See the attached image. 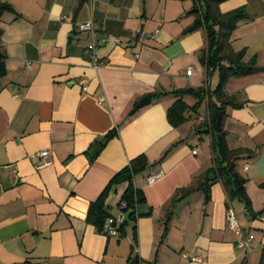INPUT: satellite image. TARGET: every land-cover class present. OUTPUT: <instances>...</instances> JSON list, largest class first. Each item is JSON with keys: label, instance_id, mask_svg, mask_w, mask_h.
I'll return each mask as SVG.
<instances>
[{"label": "crops", "instance_id": "1", "mask_svg": "<svg viewBox=\"0 0 264 264\" xmlns=\"http://www.w3.org/2000/svg\"><path fill=\"white\" fill-rule=\"evenodd\" d=\"M0 1L10 6L0 13V264H264V0L217 5L247 13L222 54L241 52L256 67L225 79L230 102L219 115L226 148L242 151L235 170L248 209L220 180L208 194L198 186L213 166L209 105L219 101L206 96L177 126L166 116L173 91L212 92L220 83L219 66L207 70L199 59L206 34L192 28L196 0H85L78 8V0ZM88 22L92 30L79 29ZM158 26L155 38L139 41L140 31ZM181 99L198 102L192 93ZM94 144L100 149L90 155ZM40 150L49 163L36 168L32 155ZM138 155L150 164L133 180L145 200L135 220L123 212V230L106 235L87 218L89 204ZM155 171L161 176L147 183L144 175ZM125 188L105 196L109 215L121 212ZM227 207L252 235L248 250L227 229Z\"/></svg>", "mask_w": 264, "mask_h": 264}, {"label": "trees", "instance_id": "2", "mask_svg": "<svg viewBox=\"0 0 264 264\" xmlns=\"http://www.w3.org/2000/svg\"><path fill=\"white\" fill-rule=\"evenodd\" d=\"M85 0H78L76 8ZM197 5L194 7L193 12L198 15L192 28L203 27L206 34V45L201 50L200 62L207 68H214L219 66L220 71V83L218 87L212 92L206 88L201 87L197 89H179L174 93L178 98L168 107L166 116L167 120L172 126H177L185 120V112L187 110L196 109L199 102L206 96H214L219 104L212 102L209 105V124L211 129L214 130L215 138L213 140V151H215V157L213 159V166L207 171L203 178H199L198 186L203 188L205 194H208L209 185L216 181H222L223 185L227 189L228 195L231 197L237 196L245 200L248 209V199L245 195L243 182L244 179L235 170V161L241 156L242 151L240 149L229 150L226 148L224 142V132L221 129V123L216 128V117L220 115V120L224 116V108L230 102V97L226 96L222 91V84L225 79L230 75H241L256 70L252 61H241V52L234 53L228 51L222 54L224 43L229 38L232 30L236 27V23L240 19L247 18V13L244 8H237L228 12H220L217 5L223 0H196ZM10 8L9 4L0 1V13ZM203 8V10H199ZM221 60H225L227 65H221ZM207 76V75H206ZM207 78V77H206ZM186 93H192L198 98L193 106L189 107L182 99L181 96ZM231 105V104H230ZM236 106V105H234ZM221 122V121H220ZM115 134L114 130L108 132L104 136V142ZM103 142V143H104ZM165 155V154H164ZM163 155V156H164ZM162 156V157H163ZM157 161L156 163H158ZM149 163L144 155H138L131 159L127 166L117 172L107 183L98 198L91 202L88 207L87 218L91 220L99 231L103 232L104 221L107 217L111 216L107 213L104 205V199L108 191L118 184L126 183L120 202L126 204V208L123 212L127 213V220L133 221L137 216V207L144 202V196L141 190L135 187L133 180L134 175L142 173ZM210 172V174H209ZM194 187L189 186L187 188L179 189L173 196L172 201H176L186 193L192 191ZM127 220L123 221L118 228V231H122Z\"/></svg>", "mask_w": 264, "mask_h": 264}, {"label": "built area", "instance_id": "3", "mask_svg": "<svg viewBox=\"0 0 264 264\" xmlns=\"http://www.w3.org/2000/svg\"><path fill=\"white\" fill-rule=\"evenodd\" d=\"M79 29L81 30H92V24L90 22L79 25ZM159 31V26L152 32H143L140 31L139 35H138V39L139 41L143 42L146 41L148 39H152L155 38L157 33ZM89 48L92 49V51L94 50V45L90 44ZM27 65H29V63H26ZM91 64L93 68H97L98 64H97V59L94 55V53H92V57H91ZM192 72L191 67H187L185 70V73L187 75H190V73ZM82 88L85 90L87 85H86V81L82 80ZM195 150H192V153H195ZM48 152L46 150H40L35 152L32 155V159L34 162V165L36 168L42 167L46 164L49 163L48 159ZM161 171H155V172H151V173H147L146 175H144V180L147 183H152L153 181H155L157 178H159L161 176ZM126 208V204L124 202H120L119 204V209L121 210V212L119 213L118 216H109L105 219L104 221V225H103V232L106 235H116L117 231H118V224H120L123 220V210ZM225 218H226V225H227V229L230 231H233L234 233H236L237 235L240 236V239L237 242V245L244 249V250H248L251 246V241H252V235L250 234H244L243 230L239 224V221L237 219V216L235 214V212L233 211L232 208L227 207L226 212H225ZM184 256H186L184 254ZM189 259L191 260H199L198 257L193 256V257H189Z\"/></svg>", "mask_w": 264, "mask_h": 264}, {"label": "water", "instance_id": "4", "mask_svg": "<svg viewBox=\"0 0 264 264\" xmlns=\"http://www.w3.org/2000/svg\"><path fill=\"white\" fill-rule=\"evenodd\" d=\"M5 74V66H4V62L0 61V75H4ZM147 98H143L141 101H139L137 103V105L135 106V108H139L141 106H144L147 103ZM219 125V114L216 117V126L218 127ZM100 149V146L98 144H94L92 145L91 149L89 150V154L90 155H94L97 153V151Z\"/></svg>", "mask_w": 264, "mask_h": 264}]
</instances>
